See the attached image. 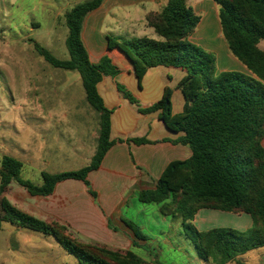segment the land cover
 Returning a JSON list of instances; mask_svg holds the SVG:
<instances>
[{
    "label": "trees",
    "instance_id": "1",
    "mask_svg": "<svg viewBox=\"0 0 264 264\" xmlns=\"http://www.w3.org/2000/svg\"><path fill=\"white\" fill-rule=\"evenodd\" d=\"M213 1L218 6L228 49L248 74L235 70L216 74V57L190 41L201 17L186 0H169L160 12L146 16L157 39L141 37L116 41L110 38L108 50L137 62L142 73L157 66L181 68L186 72L178 84L185 99L182 113L172 112L170 88L149 108L138 107L142 113L158 112L159 119L172 131L182 132L184 135L178 142L190 147L191 157L171 162L160 176L156 189L140 192L139 200L159 205L162 216L180 222L185 239L199 259L213 264H243L242 255L264 247V51L259 46L264 40V0ZM103 2L89 0L65 15L69 59L59 60L35 44L39 54L53 67L79 74L86 100L99 114L95 154L90 163L79 170L43 172L41 185L21 177L23 163L20 160L4 156L0 164V193H5L13 182L32 196L51 195L58 183L69 179L88 185L89 173L100 167L113 145L112 110L106 107L98 84L104 76H116L119 69L109 55H104L97 63L91 62L82 41L86 16ZM123 92L132 103H137L129 92ZM128 142L150 141L137 138ZM91 194L96 196L94 192ZM4 204L8 213L6 220L52 235L78 264H146L132 252L82 242L68 234L64 225L41 221ZM201 209L246 213L252 219V226L244 232L231 228L199 231L192 222ZM133 230L137 239L146 240L138 229Z\"/></svg>",
    "mask_w": 264,
    "mask_h": 264
},
{
    "label": "rangeland",
    "instance_id": "2",
    "mask_svg": "<svg viewBox=\"0 0 264 264\" xmlns=\"http://www.w3.org/2000/svg\"><path fill=\"white\" fill-rule=\"evenodd\" d=\"M87 1L0 0V164L4 156L20 160L24 165L21 177L34 185L42 184L43 172L78 170L91 159L88 158L90 138L87 137L94 130L99 114L87 102L79 74L53 67L35 47L38 44L59 60L69 59L65 44L68 34L65 15L76 5ZM186 1L190 3L191 0ZM202 17L205 25L212 23L209 16L202 13ZM215 19L218 29L210 32H205L204 26L196 29L197 42L194 43L216 57V74L224 69H240L241 63L228 50L218 15ZM218 32L221 38L217 40L226 46L223 52H213L203 46L216 41ZM109 45L110 42L107 48ZM259 46L264 51V40ZM229 54L238 67L230 66ZM34 200L15 182L5 193H0V215L4 218L1 217L0 264H77L75 257L61 252L52 237L6 220L8 213L4 202L26 214L34 211L37 215L38 202ZM148 206L152 216L147 214L145 218L153 224L152 227L162 229L159 220L168 218L161 215L157 204ZM156 211L159 220L155 217ZM224 222L227 224H218V228L246 231L228 220ZM166 229L164 236H148L153 240L148 241L144 248L146 251L142 249L148 257L143 259L146 264H182L186 258L190 259V244L183 235L181 223L170 220ZM68 231L82 242L120 252H132L131 247L137 248L138 245L131 244L129 238L125 244L116 236H77L70 229ZM165 239L176 250L169 249ZM159 248L163 251L160 257V251L150 250L158 251ZM241 262L247 264L245 260ZM208 263L213 264L211 261Z\"/></svg>",
    "mask_w": 264,
    "mask_h": 264
},
{
    "label": "crops",
    "instance_id": "3",
    "mask_svg": "<svg viewBox=\"0 0 264 264\" xmlns=\"http://www.w3.org/2000/svg\"><path fill=\"white\" fill-rule=\"evenodd\" d=\"M111 1L104 0L98 9L86 16L82 28V41L91 62L97 63L104 55H109L119 69L116 76H104L98 84L99 94L106 107L112 110L111 140L114 143L100 167L89 173L88 185L80 180L69 179L58 183L51 195L29 194V197L38 202L37 215L34 211L30 215L41 221H55L64 225L77 236H116L125 244L129 238L131 244H138L137 248L133 249L130 244L132 253L147 260L144 248L150 240L148 236L167 234L166 227L170 219L159 220L156 211L155 217L162 222V229L152 227L153 224L145 218L147 214L152 216V213L150 214L148 204L139 200V193L156 189L166 167L173 161L189 159L192 151L188 145L178 142L184 135L182 132L172 131L159 119L158 112L142 113L138 106L143 109L149 108L160 101L165 90L170 88L172 112L182 113L185 99L178 84L186 72L181 68L157 66L142 73L137 62L107 48L110 34L113 39L119 41L141 37L157 39L154 29L147 24L146 16L149 13L160 12L169 0ZM188 5L201 17L196 29L204 26V31L210 32L211 29L217 28L215 16L218 15V6L213 0H191ZM202 13L209 16L212 23L205 25ZM196 34L195 30L190 37L193 43L197 42ZM220 35L218 32L216 41L212 40L209 45L203 46L213 52H223L226 46L217 40L221 38ZM229 55L227 58L230 66L238 67V63L234 62L231 54ZM240 65V69L237 68L235 71L248 74V70ZM123 91L129 92L137 103L134 104L126 98ZM98 136L99 115L94 130L87 137L90 138L89 159H92L96 152ZM137 138H145L150 142L145 144L128 142ZM226 220L244 230L252 225V219L246 213H228L214 209L199 210L192 223L199 231H205L218 228V224H227L224 222ZM133 228L138 229L146 240L137 239ZM48 236L59 244L62 253L73 256L67 253L52 235ZM141 241L145 243L141 244ZM164 243L169 249L176 250L170 241L165 239ZM150 250L155 253L160 251L159 257L163 254L160 248L158 251ZM250 252V256H247ZM250 252L242 255L240 260H245L247 264H264V247ZM190 254V259L186 258L182 264H189L191 261L194 264H209L197 257L191 245Z\"/></svg>",
    "mask_w": 264,
    "mask_h": 264
}]
</instances>
